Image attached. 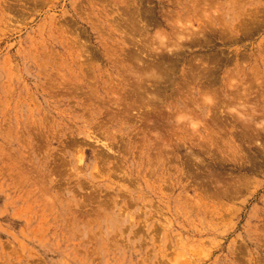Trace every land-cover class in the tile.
Returning a JSON list of instances; mask_svg holds the SVG:
<instances>
[{"label":"rangeland","instance_id":"rangeland-1","mask_svg":"<svg viewBox=\"0 0 264 264\" xmlns=\"http://www.w3.org/2000/svg\"><path fill=\"white\" fill-rule=\"evenodd\" d=\"M0 264H264V0H0Z\"/></svg>","mask_w":264,"mask_h":264}]
</instances>
